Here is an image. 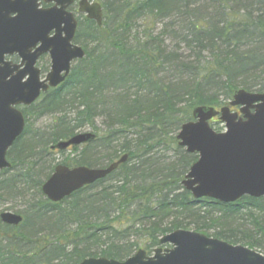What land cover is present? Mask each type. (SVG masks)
<instances>
[{
	"label": "trees",
	"instance_id": "16d2710c",
	"mask_svg": "<svg viewBox=\"0 0 264 264\" xmlns=\"http://www.w3.org/2000/svg\"><path fill=\"white\" fill-rule=\"evenodd\" d=\"M101 4V27L84 21L75 38L85 57L22 110L27 123L52 122L27 124L8 153L11 169L0 173V205L23 201L18 226L0 221V264L123 261L180 229L264 255V198L194 200L182 181L197 155L176 140L194 108H220L238 90L264 92V0ZM81 132L95 139L56 163L63 152L50 147ZM123 155L111 174L59 203L41 192L58 164L104 168Z\"/></svg>",
	"mask_w": 264,
	"mask_h": 264
},
{
	"label": "water",
	"instance_id": "95a60500",
	"mask_svg": "<svg viewBox=\"0 0 264 264\" xmlns=\"http://www.w3.org/2000/svg\"><path fill=\"white\" fill-rule=\"evenodd\" d=\"M51 1L54 8L40 11L36 0H0V64L3 65L0 66V170L11 167L6 160L7 151L24 131L25 119L16 107L30 106L42 93L63 84L71 63L85 57L81 47L72 45L76 22L71 14L65 13V6L71 0L47 2ZM79 10L101 27L102 10L98 4L81 0ZM52 31L55 34L49 38ZM38 43L40 46L31 53L30 49ZM46 53L50 55L51 70L41 80L34 66L37 58ZM13 54L21 58L23 69L18 70L21 65L4 62L5 55ZM231 107H239V113L232 112ZM191 116L192 121L181 125L176 140L187 153L198 155L182 182L193 199L207 198L229 204L244 196L264 197V92L238 90L220 110L196 107ZM215 117L224 124V132L217 133L210 127L209 121ZM94 139L91 132L79 133L57 142L50 150L65 151ZM127 158L123 155L98 169L57 165L42 184L41 192L50 202L59 203L105 178ZM0 220L18 226L22 217L3 212ZM158 244L170 247H159L151 256L139 250L124 261L99 257L86 258L80 264H264V255L254 249L195 231L175 230L160 238Z\"/></svg>",
	"mask_w": 264,
	"mask_h": 264
},
{
	"label": "flooded vegetation",
	"instance_id": "af4514ba",
	"mask_svg": "<svg viewBox=\"0 0 264 264\" xmlns=\"http://www.w3.org/2000/svg\"><path fill=\"white\" fill-rule=\"evenodd\" d=\"M48 0H36V4H37V9L40 10V11H46V10H50L52 8H54L55 6V3L53 1L51 2H47ZM67 1V0H65ZM80 2L81 0H71L68 4H66L65 6V13H69L73 16L75 22H76V31H75V36H74V39L72 41V45H75V46H78V47H81L80 45H78L76 42H75V38L79 32V29H80V25L81 23H83L84 21H93V20H89L86 18V15L84 13H81L79 8H80ZM87 2L90 4V5H93V4H98L100 7H101V10H102V14H103V9H102V4H101V0H87ZM58 8H60V6H58ZM94 22V21H93ZM63 27V25H62ZM55 34L54 31L50 32L48 34V37L51 38L53 37ZM62 36H64V34L62 33ZM40 46V44H36L35 47H32L30 50H31V53H34L35 50ZM82 48V47H81ZM80 60H75L74 62L71 63V68H70V72H69V75L71 73V70L73 68V66L76 64V62H78ZM4 62H7V63H10L11 66H20L22 64V60L21 58L17 55V54H13V55H5L4 56ZM0 66H3L2 64H0ZM38 71H39V77L41 80L45 79L46 76L48 75V73L50 72L51 70V59H50V55L48 53L46 54H42L40 55L36 62H35V66H34ZM24 68V64L21 65L19 67L18 70H21ZM68 75V77H69ZM49 92V91H48ZM46 94V93H45ZM43 95V94H42ZM41 95V96H42ZM40 96V97H41ZM40 99V98H39ZM33 105V104H32ZM30 105V106H32ZM30 106H18L16 107L22 114V110L23 108H28ZM24 116V114H23ZM24 119H25V127H24V131L23 133L25 132V129H26V126H27V122H26V117L24 116ZM22 133V134H23ZM21 137V136H20ZM18 139V138H17ZM16 139V140H17ZM15 140V142H16ZM15 142L13 143V145L15 144ZM13 145L8 149L7 151V154H6V159L7 161L8 160V153L9 151L11 150V148L13 147ZM12 167V166H11ZM11 168L9 169H3V170H0V173H2L3 171H6V170H10Z\"/></svg>",
	"mask_w": 264,
	"mask_h": 264
},
{
	"label": "rangeland",
	"instance_id": "374dc122",
	"mask_svg": "<svg viewBox=\"0 0 264 264\" xmlns=\"http://www.w3.org/2000/svg\"><path fill=\"white\" fill-rule=\"evenodd\" d=\"M51 122H52V118L49 117V116L41 117L40 119L32 118V116H31L29 118V121H28L27 124L29 126V130L30 131H34L36 129L43 130V129L48 128V126L51 124ZM212 126L216 130H219V131H223L224 130L223 124L219 123L217 120H215L212 123ZM79 150H81V147H80ZM97 152H98V157H99V160H100L99 163L104 166L105 163H104V161L101 160L102 154L99 152V150H97ZM71 155L72 154H71L70 151H66V152H63V155H61V154L54 155L53 158L55 159L56 163H59V162H62L64 159H66V157H70ZM22 203H23V201H17V202H14V201H9L8 202L7 201L3 205H0V211L6 210V209L10 210L11 212L18 211V210H20L22 208V206H21ZM247 226H249V225H247Z\"/></svg>",
	"mask_w": 264,
	"mask_h": 264
}]
</instances>
